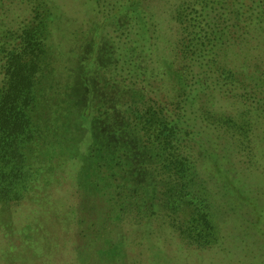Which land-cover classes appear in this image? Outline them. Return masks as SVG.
I'll list each match as a JSON object with an SVG mask.
<instances>
[{
    "label": "trees",
    "instance_id": "obj_1",
    "mask_svg": "<svg viewBox=\"0 0 264 264\" xmlns=\"http://www.w3.org/2000/svg\"><path fill=\"white\" fill-rule=\"evenodd\" d=\"M71 1L0 0V225L70 178L93 263L130 226L162 256V234L218 247L264 141V0H79L80 22Z\"/></svg>",
    "mask_w": 264,
    "mask_h": 264
},
{
    "label": "rangeland",
    "instance_id": "obj_2",
    "mask_svg": "<svg viewBox=\"0 0 264 264\" xmlns=\"http://www.w3.org/2000/svg\"><path fill=\"white\" fill-rule=\"evenodd\" d=\"M65 8L73 16L70 22L82 21L83 13L89 9L79 0L71 1ZM58 27L63 28L61 25ZM64 36L63 32L62 38L69 41V36ZM256 151L258 157L253 166L239 169L246 188L251 191L249 205L235 211L222 209L217 220L223 233L218 247L203 248L175 236L168 235L166 238L165 234L160 236L158 233L160 237L155 239L160 240L166 249V258L146 247L143 240L138 243L141 230L130 226L127 230L131 233H128L134 237L126 245L129 252L117 264H264V141L261 137L257 140ZM71 165V162L66 164L67 167ZM58 185L52 188L51 195L42 196L45 201L41 214L31 212L28 201L12 206L17 214L10 233L0 225V264H108L102 260L100 263L91 262L93 253L90 247L78 251L76 224L70 214L77 201L75 188L70 178ZM34 220L44 224L34 226V231L23 230L25 224ZM189 224L195 225L192 222ZM197 228L203 232L200 227ZM135 229L138 231L135 232ZM132 239L135 242H130ZM120 254L123 253L120 251Z\"/></svg>",
    "mask_w": 264,
    "mask_h": 264
}]
</instances>
